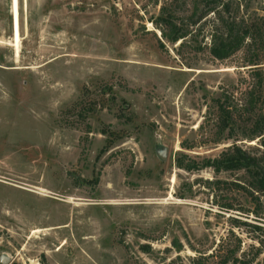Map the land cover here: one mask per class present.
Returning <instances> with one entry per match:
<instances>
[{
  "label": "rangeland",
  "instance_id": "374dc122",
  "mask_svg": "<svg viewBox=\"0 0 264 264\" xmlns=\"http://www.w3.org/2000/svg\"><path fill=\"white\" fill-rule=\"evenodd\" d=\"M18 5L17 45L0 0V264H264V190L176 164L226 135L264 152V32L210 52L218 17L264 27V0Z\"/></svg>",
  "mask_w": 264,
  "mask_h": 264
},
{
  "label": "trees",
  "instance_id": "16d2710c",
  "mask_svg": "<svg viewBox=\"0 0 264 264\" xmlns=\"http://www.w3.org/2000/svg\"><path fill=\"white\" fill-rule=\"evenodd\" d=\"M221 22L220 26L211 35L212 45L210 47L211 54L217 59H225L238 50L241 45L245 42L246 38L250 39V43L262 40V33L264 27L259 23H243L242 25L236 21L235 17L229 20H224L222 17H218ZM264 20V17H262ZM183 35L177 30L173 35L169 36V40L175 42ZM257 55V53L255 54ZM258 56V55H257ZM257 58V57H256ZM250 59V64H260L258 59ZM260 66H256V75H260ZM218 107V122L217 132L221 133L223 130L230 126V129L235 121L234 105H228L225 102L216 98ZM258 127V125L256 126ZM264 127V126H263ZM263 127L255 128V131H260ZM255 133V132H254ZM256 134V133H255ZM258 135V134H257ZM225 138L230 139L220 151L214 156H203L202 158H195L188 156L186 153H180L176 157V164L187 170L199 169L202 167L210 166L215 172L221 170H243L250 176L249 185L256 191L264 190V152L258 155L256 152L248 151L243 147L238 138L235 136L226 135ZM216 182H223L219 178ZM229 184H234L237 187H245L242 182L236 180H229ZM233 203L228 202L225 205L226 208H233ZM182 264V263H181Z\"/></svg>",
  "mask_w": 264,
  "mask_h": 264
},
{
  "label": "bare ground",
  "instance_id": "6f19581e",
  "mask_svg": "<svg viewBox=\"0 0 264 264\" xmlns=\"http://www.w3.org/2000/svg\"><path fill=\"white\" fill-rule=\"evenodd\" d=\"M13 5H14V10H13V13H14V29H15V34H16V43L18 45L20 43V20H19L18 0H13Z\"/></svg>",
  "mask_w": 264,
  "mask_h": 264
}]
</instances>
